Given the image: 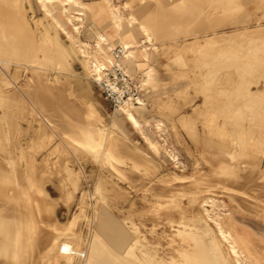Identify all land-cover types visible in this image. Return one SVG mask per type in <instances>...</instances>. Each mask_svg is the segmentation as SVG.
<instances>
[{
    "label": "rangeland",
    "instance_id": "obj_1",
    "mask_svg": "<svg viewBox=\"0 0 264 264\" xmlns=\"http://www.w3.org/2000/svg\"><path fill=\"white\" fill-rule=\"evenodd\" d=\"M124 44L137 126L91 69ZM0 177V264H83L95 229L178 258L183 224L213 221L264 264V0H0ZM28 197L39 230L17 236Z\"/></svg>",
    "mask_w": 264,
    "mask_h": 264
},
{
    "label": "bare ground",
    "instance_id": "obj_2",
    "mask_svg": "<svg viewBox=\"0 0 264 264\" xmlns=\"http://www.w3.org/2000/svg\"><path fill=\"white\" fill-rule=\"evenodd\" d=\"M67 1L70 2V0H67ZM74 3L77 5H80L82 8H85V9H90V10L94 9V7L91 4H89L90 2H88V3L86 2L87 4L86 3L83 4V3L76 1ZM109 12L111 14V17L113 19H115L114 21L116 23L118 16H116V13H114L111 9H109ZM122 47L124 49H126L127 45L124 44V45H122ZM125 54H126V52H125ZM123 58H125V55ZM131 106H133V105H131ZM128 107H130V106H128ZM120 108L125 109L123 112L125 115V118L128 119L129 121H131L133 123V125L137 126L138 123H137L136 119L134 118V116L131 112L127 111V107H120ZM87 139H88L87 140V146L90 148L93 144H95L96 140H95V137L91 136L90 134L87 135ZM94 149H97V148H94ZM98 150H100V149L98 148ZM98 150H96L97 153H99ZM95 152H94V154L96 155ZM99 155L101 156L100 158L104 157L102 152H100ZM102 161L103 160L101 159L100 162H102ZM4 174H6V173H4ZM3 180H4V178H3ZM184 180H185V178H184ZM27 199H28L27 204L26 203H24V205L21 203L16 204V206L14 207V210H13L15 213L14 216H10V214L13 215V213H9V216H10L9 217V219H10L9 224L12 225L13 229L16 231L15 233L17 236H23V234L25 232L29 231V229H31L32 233L35 235L37 233V231L39 230L37 228V225L39 224V220H38L37 216L35 215L32 204L29 201V197ZM43 208H45V207H43ZM23 210L27 216L26 219L22 218L20 216L23 213ZM40 211L43 213L42 208L40 209ZM6 214H8V213H6ZM228 220H229V218H228ZM27 223H28V226H27ZM116 223L117 222L115 220H112L111 225L117 226ZM213 223H214L215 228L210 227L206 222H205V224L203 223L204 226H197L195 224L191 225V224H185L184 223L183 226H185V227H182L183 229L181 230L183 232L181 234H178V235H181L183 237V240H184V238H190L191 243L186 241L185 245L180 244L178 247L174 248V250L178 254V258L175 256H172V255L169 258H165L166 256L165 257L156 256L155 254H153L151 252L152 250L150 251L149 249H147V247L144 248L143 246H141L137 242H135L133 244H127L124 247H121L118 249L113 248V247L105 245L101 242V240L99 239V235L101 234V232L99 230L95 229L94 230V232H95L94 246H90L87 248V252L84 255V263L83 264H140V262L143 260H150L153 264L154 263L155 264H161V263L162 264H248L242 258L243 250H244L243 247H246V246H241V244L239 243V241L242 238L240 233L235 231L234 228L230 230L228 228L227 223H223L221 221H213ZM5 225H8V222ZM3 227H5V226L3 225ZM173 228H175V227H173ZM180 229H177L176 232ZM10 231H9V233H10ZM4 233H5V231H4ZM4 233L1 232V234H4ZM1 234H0V236H1ZM10 234H12V232ZM7 235H9V234H7ZM7 235H5V236H7ZM102 235L107 236V232L102 233ZM58 236L59 235L56 233L54 236L48 237L45 240V242H43L42 246L44 245L45 247L44 246L41 247V254H43L44 251H48V248L53 247V245H55L57 243V240L60 239ZM142 242H144V240ZM0 244H1V242H0ZM137 245H139V247L141 249L139 254H137V252L134 251V248H135L134 246H137ZM3 246H2V248L5 247V246L4 247ZM61 247H63V246H61ZM17 248L18 247H16V249ZM5 250L3 252H5ZM17 250H19V248ZM17 250H15V251H17ZM79 251L80 250H78V252ZM168 252H170V251H168ZM16 254H15V256H16ZM165 254H167V252ZM250 254L252 256L253 252L251 251L249 253V255ZM43 257L49 259V261H51L50 259L52 258L51 263L52 264H58L56 251H53L51 254H49V253L45 254V255H43ZM13 259H14V256H13ZM9 261H10V257H9ZM17 262L19 264V260H17ZM30 264H31V262H30Z\"/></svg>",
    "mask_w": 264,
    "mask_h": 264
},
{
    "label": "built area",
    "instance_id": "obj_3",
    "mask_svg": "<svg viewBox=\"0 0 264 264\" xmlns=\"http://www.w3.org/2000/svg\"><path fill=\"white\" fill-rule=\"evenodd\" d=\"M124 55L125 49L122 46H117L109 51L110 63L108 65L101 58L91 62L96 86L111 105L118 108L139 103L137 86L123 65ZM60 251L66 252L63 247L60 248Z\"/></svg>",
    "mask_w": 264,
    "mask_h": 264
}]
</instances>
